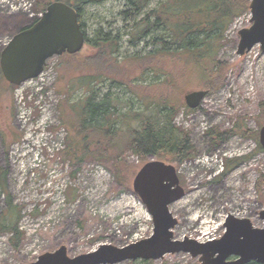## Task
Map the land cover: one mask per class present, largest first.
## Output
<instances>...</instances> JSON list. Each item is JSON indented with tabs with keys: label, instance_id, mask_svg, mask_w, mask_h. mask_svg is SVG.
Instances as JSON below:
<instances>
[{
	"label": "rangeland",
	"instance_id": "1",
	"mask_svg": "<svg viewBox=\"0 0 264 264\" xmlns=\"http://www.w3.org/2000/svg\"><path fill=\"white\" fill-rule=\"evenodd\" d=\"M163 1L150 0L147 8ZM43 2L0 0V49L16 28L40 16ZM125 10L126 0H90L79 8L87 38H94L96 31L117 38L114 57L118 61L147 52L154 47L151 36L160 34L154 30L151 36L132 39L135 29L130 26L133 21L124 18ZM249 15L248 11L236 18L225 32L216 54L220 79L196 108H188L183 96L206 89L199 74L182 61L165 64L176 84L170 96L184 104L173 123L188 133L194 153L180 164L149 158L173 164L185 191L169 206L178 221L174 239H217L224 233L228 215L248 218L255 227L263 225L259 212L264 206V152L258 132L264 124V52L255 45L243 55L236 54L237 31L250 25ZM95 53L96 49L84 44L75 57L53 56L40 77L20 86L9 85L0 76V175L4 172L0 178V264L32 262L60 245L73 257L100 244L122 247L152 233L151 217L132 189L133 177L144 162L129 150L116 162L91 156L75 161L68 155L70 149L76 151V145L69 144L78 137L70 105L87 97L93 103L118 100L116 110L110 108L115 117L130 109H145L124 86L106 79L95 82L92 91L74 88L65 101V84L78 75L81 59ZM101 59L94 57L89 63L100 64ZM93 69L88 72L92 74ZM159 79L148 73L141 82L152 84ZM164 94L169 92L165 89ZM7 122L13 139L8 138ZM209 130L229 135L215 145ZM11 223L20 232V238L13 240H18L17 247L10 231L3 230V224ZM133 262L143 264L139 259ZM151 264L200 263L177 253L165 254Z\"/></svg>",
	"mask_w": 264,
	"mask_h": 264
},
{
	"label": "trees",
	"instance_id": "2",
	"mask_svg": "<svg viewBox=\"0 0 264 264\" xmlns=\"http://www.w3.org/2000/svg\"><path fill=\"white\" fill-rule=\"evenodd\" d=\"M43 1L41 13L54 0ZM89 1L66 0L65 3L76 9L80 17V6ZM149 2L150 0H126V10L122 13L125 19L133 21L130 26L135 29L132 33L134 40L151 36L154 30L160 31L159 35L151 36L154 47L147 52L134 54L128 61H118L114 57L116 37L96 31L94 38L85 39L84 44L91 45L96 53L81 59L79 65L82 67H78V75L73 80H68L62 91L65 101L70 98L74 88L83 87L86 91H92L95 82L106 79L124 86L137 100L144 103L145 109H130L115 117V112L110 108H115L118 100L93 103L91 97H87L78 105H70L77 121L75 129L78 137L74 143L69 144L70 147L71 144L76 145V151L70 149L68 155L75 161L91 156L93 159L110 158L116 162L121 159L124 150H129L144 163L150 157H156L180 164L193 157V146L188 133L173 123L175 115L184 104L170 96V90L172 92L176 84L170 77L171 73L164 69L165 64L167 60L182 61L199 74L206 90L211 89L220 79L216 54L221 48L225 32L236 18L249 11V0H165L153 8H147ZM37 19L35 17L28 24L16 28L12 35L32 25ZM68 56L77 55L75 53ZM94 57L102 58L101 63L90 64L89 60ZM90 69L94 70L91 71L92 74L88 72ZM148 73L160 79L152 84H143L141 80ZM0 76L5 82L1 71ZM165 89L169 92L168 96L164 94ZM207 134L217 145L229 132L213 133L209 130ZM3 175L4 172H1V180ZM3 230L10 231L11 242L17 247L18 240L13 241L14 238H20L17 224H3ZM140 261L143 264L153 262L143 259ZM128 264L134 262L128 261ZM248 264L259 263L250 261Z\"/></svg>",
	"mask_w": 264,
	"mask_h": 264
},
{
	"label": "water",
	"instance_id": "3",
	"mask_svg": "<svg viewBox=\"0 0 264 264\" xmlns=\"http://www.w3.org/2000/svg\"><path fill=\"white\" fill-rule=\"evenodd\" d=\"M248 7L250 25L237 31V55L247 53L255 45L264 52V0H249ZM85 39L76 9L60 0L51 1L32 25L15 33L0 51L1 74L6 82L18 86L38 77L49 58L78 53ZM207 93L206 89L189 91L183 96L184 103L194 109ZM258 141L264 152V124L259 129ZM132 189L151 217L152 233L148 237L122 247L100 244L73 257L68 255L65 245H60L21 264H117L157 260L177 253L197 258L200 264H264V206L259 212L261 227H255L248 218L228 215L220 238L205 242L188 237L178 240L173 237L178 221L169 206L182 198L185 191L174 165L159 159L148 160L134 175Z\"/></svg>",
	"mask_w": 264,
	"mask_h": 264
},
{
	"label": "crops",
	"instance_id": "4",
	"mask_svg": "<svg viewBox=\"0 0 264 264\" xmlns=\"http://www.w3.org/2000/svg\"><path fill=\"white\" fill-rule=\"evenodd\" d=\"M9 120H10V118H8ZM9 122H7V124L6 125H4V126H6V128H7V130H9V128H12L11 126H10V124H8ZM8 138H12V132H10V130H9V132H8ZM13 139V138H12Z\"/></svg>",
	"mask_w": 264,
	"mask_h": 264
},
{
	"label": "built area",
	"instance_id": "5",
	"mask_svg": "<svg viewBox=\"0 0 264 264\" xmlns=\"http://www.w3.org/2000/svg\"><path fill=\"white\" fill-rule=\"evenodd\" d=\"M42 75V73L38 76V77H40ZM37 77V78H38ZM34 79H31V80H28V81H26L25 83H30V82H32ZM25 83H23V84H25ZM212 240V239H211Z\"/></svg>",
	"mask_w": 264,
	"mask_h": 264
}]
</instances>
